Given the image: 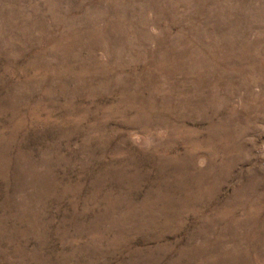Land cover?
<instances>
[{
	"label": "rangeland",
	"instance_id": "obj_1",
	"mask_svg": "<svg viewBox=\"0 0 264 264\" xmlns=\"http://www.w3.org/2000/svg\"><path fill=\"white\" fill-rule=\"evenodd\" d=\"M0 264H264V0H0Z\"/></svg>",
	"mask_w": 264,
	"mask_h": 264
}]
</instances>
